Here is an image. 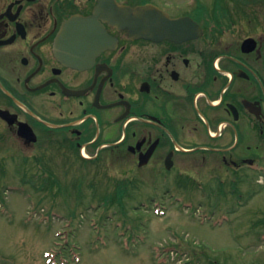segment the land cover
Wrapping results in <instances>:
<instances>
[{"label": "flooded vegetation", "instance_id": "obj_1", "mask_svg": "<svg viewBox=\"0 0 264 264\" xmlns=\"http://www.w3.org/2000/svg\"><path fill=\"white\" fill-rule=\"evenodd\" d=\"M147 3L198 20L196 0H0V109L10 113L0 146L63 137V152L122 161L134 196L146 170L165 193L187 179L237 195L264 143V0H225L219 24L198 20L199 38H132L115 25V6ZM21 121L37 140L19 134ZM203 173L211 179L197 182Z\"/></svg>", "mask_w": 264, "mask_h": 264}, {"label": "rangeland", "instance_id": "obj_2", "mask_svg": "<svg viewBox=\"0 0 264 264\" xmlns=\"http://www.w3.org/2000/svg\"><path fill=\"white\" fill-rule=\"evenodd\" d=\"M63 139L0 146V264H55L62 246L81 256L65 264H264V143L243 167L237 204L187 179L165 182V193L146 170L134 205L119 206L106 197L126 175L122 161L82 166L57 148Z\"/></svg>", "mask_w": 264, "mask_h": 264}, {"label": "water", "instance_id": "obj_3", "mask_svg": "<svg viewBox=\"0 0 264 264\" xmlns=\"http://www.w3.org/2000/svg\"><path fill=\"white\" fill-rule=\"evenodd\" d=\"M116 25L121 27H128L130 29V36L141 37L145 36L153 40L163 38H170L174 40H181L182 38L198 37L202 34L200 24L188 17L172 18L167 12L153 4H147L138 7H119L112 11ZM77 22V16L72 17L65 24L66 27L72 26ZM187 26L194 27L187 34L185 28ZM184 27V31L181 28ZM184 34V35H183ZM6 111L0 110V114H5ZM20 127V134L29 137L25 126ZM32 131V130H31ZM35 138V137H34Z\"/></svg>", "mask_w": 264, "mask_h": 264}, {"label": "trees", "instance_id": "obj_4", "mask_svg": "<svg viewBox=\"0 0 264 264\" xmlns=\"http://www.w3.org/2000/svg\"><path fill=\"white\" fill-rule=\"evenodd\" d=\"M220 2V0L217 1V3ZM204 9H207L206 6H203L201 11H203ZM216 11H219L220 9V6L219 4L216 6ZM218 20V16L215 17V21ZM128 178L129 177H118L114 180L111 179V181L109 182L110 185H108V190H109V193H108V196L109 197H106V200L107 202L108 201H111V202H122L124 200V196L125 194L130 190L128 187L133 185V181H130L128 183ZM46 188H47V185H46ZM131 191L128 193L130 194ZM67 246V245H66ZM66 252H67V249L64 248V247H61L59 248V253L57 254L58 257H61L62 255L65 256V258L67 257L66 256Z\"/></svg>", "mask_w": 264, "mask_h": 264}]
</instances>
